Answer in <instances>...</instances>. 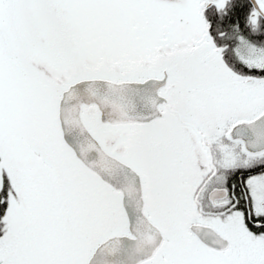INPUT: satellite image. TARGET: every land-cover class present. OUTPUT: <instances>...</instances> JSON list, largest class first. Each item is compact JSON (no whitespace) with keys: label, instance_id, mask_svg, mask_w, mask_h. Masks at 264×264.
<instances>
[{"label":"snow or ice","instance_id":"snow-or-ice-1","mask_svg":"<svg viewBox=\"0 0 264 264\" xmlns=\"http://www.w3.org/2000/svg\"><path fill=\"white\" fill-rule=\"evenodd\" d=\"M231 2L0 0V264H264V0Z\"/></svg>","mask_w":264,"mask_h":264},{"label":"flooded vegetation","instance_id":"flooded-vegetation-1","mask_svg":"<svg viewBox=\"0 0 264 264\" xmlns=\"http://www.w3.org/2000/svg\"><path fill=\"white\" fill-rule=\"evenodd\" d=\"M251 6L252 0H232L228 17H226L223 21H219L217 16H212V18L219 21L222 28L226 27L229 23L234 22L236 19H239L241 23H243V20L246 18L247 13L251 9Z\"/></svg>","mask_w":264,"mask_h":264}]
</instances>
